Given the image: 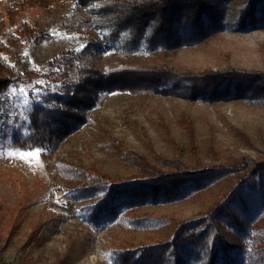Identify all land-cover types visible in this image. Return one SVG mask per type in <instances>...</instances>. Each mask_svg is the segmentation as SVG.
Wrapping results in <instances>:
<instances>
[{
	"label": "rangeland",
	"instance_id": "obj_1",
	"mask_svg": "<svg viewBox=\"0 0 264 264\" xmlns=\"http://www.w3.org/2000/svg\"><path fill=\"white\" fill-rule=\"evenodd\" d=\"M9 1L2 0L3 13ZM70 10L29 15L45 33L26 47L23 75L5 94L18 112L17 124L9 121L0 135V264H114L116 254L123 250L164 242L177 221L195 220L220 202L234 184L226 176L190 197L124 206L96 223L91 214L97 197H84L77 191L79 184L62 174L63 164L93 167L112 179L135 174L137 168L131 162L118 158V145L123 153L153 164L174 162L191 169L227 165L242 158L264 161V103L233 98L192 101L163 92L133 94L124 82L120 91L100 92L86 112L91 122L54 151L13 149L11 129L20 131L27 124L25 114L36 107L53 110V98L71 96L66 87L75 84L73 75L78 77L82 53L101 37L98 31L82 35L63 26L61 16ZM82 15L87 13L82 11ZM236 28L202 44L171 50H98L90 56L89 66H166L191 75L232 69L264 73V27ZM183 117L192 124V138L179 122ZM37 151V156L27 155ZM233 212L240 228L226 220L218 222L219 232L235 247L229 264H252L253 240L264 236V200L257 196L246 209L236 205ZM185 264L199 262L195 258Z\"/></svg>",
	"mask_w": 264,
	"mask_h": 264
},
{
	"label": "trees",
	"instance_id": "obj_2",
	"mask_svg": "<svg viewBox=\"0 0 264 264\" xmlns=\"http://www.w3.org/2000/svg\"><path fill=\"white\" fill-rule=\"evenodd\" d=\"M1 7L2 0V136L3 127L9 121L11 125L17 124L18 110L10 105L6 91L23 75L26 47L45 33L37 20L29 15L36 11L51 13L57 8L67 10L71 7L70 13L61 16L63 26L82 35L98 31L101 36L82 53L83 64L76 72L78 77L73 75L75 84L66 87L71 96L53 98L51 101L56 104L53 110L36 107L32 113L25 114L27 124L20 131L11 129L10 145L13 149L54 151L60 142L91 122L86 112L95 105L97 95L120 91L124 89L121 88L123 82L133 94L163 92L192 101L218 102L233 98L251 104L264 103V73L232 69L191 75L166 66L142 67L123 63L104 69L89 66L90 56L98 50H171L202 44L233 26L239 31L264 27V0H10L4 13ZM82 11L87 16H83ZM168 83L172 86L165 88ZM179 122L192 138L194 131L190 121L183 117ZM115 149L120 160L131 162L137 168L135 174L112 179L106 173L82 164L61 166L65 178L79 184L77 191H81L84 197H97L98 202L91 214L96 223L124 206L136 207L147 202L190 197L195 190L226 176H231L234 184L220 202L195 220L177 221L164 242L123 250L116 254L114 264H185V260L195 258L199 264H229L232 261L235 247L226 235L219 232L218 222L226 220L240 228L233 208L237 205L246 209L248 201L257 196L264 200V161L242 158L227 165L208 168L197 165L196 169H191L181 163H150L129 152L123 153L120 145ZM252 246L250 262L264 264V236L255 237Z\"/></svg>",
	"mask_w": 264,
	"mask_h": 264
},
{
	"label": "snow or ice",
	"instance_id": "obj_3",
	"mask_svg": "<svg viewBox=\"0 0 264 264\" xmlns=\"http://www.w3.org/2000/svg\"><path fill=\"white\" fill-rule=\"evenodd\" d=\"M27 155H29V156H37L38 155V151L36 153H29Z\"/></svg>",
	"mask_w": 264,
	"mask_h": 264
}]
</instances>
